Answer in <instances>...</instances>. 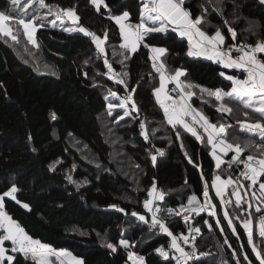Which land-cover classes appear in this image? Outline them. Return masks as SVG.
Returning a JSON list of instances; mask_svg holds the SVG:
<instances>
[{
	"label": "trees",
	"instance_id": "obj_1",
	"mask_svg": "<svg viewBox=\"0 0 264 264\" xmlns=\"http://www.w3.org/2000/svg\"><path fill=\"white\" fill-rule=\"evenodd\" d=\"M45 1L74 7L79 26L102 39L107 32V39L100 53L91 37L50 25L38 28L35 45L21 27L15 30L16 41L0 33V195L13 185L17 188L15 200L4 198L12 219L34 239L72 251L84 264H133L130 252L142 257L144 264H177L172 238L192 233L197 236L199 257L180 264H261L253 251V245L259 246L258 251L264 249L257 226L259 213L247 202L253 198L244 195L237 207L231 192L223 199L212 187L215 173L232 178L230 190L235 185L242 188L243 183L248 187L249 181L241 175L243 163L230 159L231 152L217 168L205 132L197 139L182 126L168 124L155 97L159 72L145 44L167 49L161 57L163 68L181 69L184 75L179 80L184 84L227 92L232 82L226 76L239 71L207 57L188 55V39L173 29L150 33L133 52L124 47L120 26L111 16L128 11L129 20L138 23L141 0H104L108 7L100 6L99 11L91 0ZM10 6V0H0L1 11ZM184 6L193 18L207 9L203 29L213 34L219 27L227 43L264 41V0H186ZM224 21L235 29V40ZM260 55L264 60V54ZM117 69L124 83L113 77L111 72ZM192 91L196 93L193 105L210 121L225 125L226 139L244 149L242 156L264 157V138L242 127L264 124V117L227 97L223 103L231 112L220 113L221 102L214 96L199 88ZM111 93L132 94L136 109L129 101L130 116L118 121L122 110L109 115L105 97ZM153 184L163 199L155 198L151 203L155 211H150L144 204L151 202ZM206 185L215 215L205 207L202 212L188 207L192 195L205 201ZM141 215L145 220H140ZM153 217L172 236L159 224L153 225ZM248 219L253 222L252 244L243 227ZM195 228L200 231H190ZM121 240L129 246L121 245ZM108 243L116 246L115 251ZM161 247L167 257L156 251ZM53 256L52 264H66Z\"/></svg>",
	"mask_w": 264,
	"mask_h": 264
},
{
	"label": "snow or ice",
	"instance_id": "obj_2",
	"mask_svg": "<svg viewBox=\"0 0 264 264\" xmlns=\"http://www.w3.org/2000/svg\"><path fill=\"white\" fill-rule=\"evenodd\" d=\"M12 6H17L22 4V0H10ZM91 3L96 6L99 11L100 5L103 3L104 7L107 8L108 5L104 3V0H91ZM186 0H141V21L139 24L134 27L131 25H125L124 20H127L130 16L128 11H124L121 15L111 16V19L120 25L121 33L124 37L131 42L132 51L136 50V47L139 42L144 41L145 37L150 33H167L169 28H173L174 31L178 32L180 37H187L189 42V51L188 55L190 56H207L208 59L214 60L218 64H222L224 68L227 69H237L242 70L246 73L244 79H239L231 75L226 76V79L232 82V87L230 91L225 92L220 88L215 90L204 89L198 85L184 84L179 80V77L184 75V73L177 69L174 76H171L169 79L175 82V87L170 91L175 92L176 96H172L168 93H165L164 98L161 100L160 94L165 90V77L161 73V85L160 88L155 89V95L157 101L160 103L164 111V116L168 124L176 127V125H183V127L192 132L197 139H201L199 135L194 131L193 128L189 127V124L185 120V117L192 115L193 119L201 123V126L204 128L205 132H208V143H213L214 137H219L225 133V125L220 124L219 127L215 124H211L207 117L202 113L195 112L188 104V99L194 96L196 93L192 91L193 88H199L201 93L207 92L209 96H214L215 99L221 102L217 108V111L220 113H230L231 109L228 108L224 103V98L227 97L231 100L239 101L245 108L254 109L255 112L259 113L264 117V60L258 59V54H264V42H257L255 46L245 45V44H233L230 47L225 46V37L219 27L216 28V31L209 35L202 30V26L206 23L203 19V15L207 13V9L203 10L202 15L196 16L193 18L192 12L190 9L184 7ZM32 4V0H24L22 6L28 8ZM39 7H47L45 0H38ZM34 9L33 11H36ZM51 14V9L49 13ZM27 16L29 13H23ZM56 17L63 24L64 20L70 21L72 24L77 25V27L64 28V31L70 33H82L88 37L92 38L93 43L97 50L100 53L104 52L103 44L104 40L107 39V32L104 33V38L102 39L96 33L89 31L83 26H79L80 17L77 15V12L74 7L62 8L59 9L56 13ZM46 17H40L32 15L31 19H20L19 24L23 26L24 34L28 37L29 41L35 44L33 39V34L37 30L38 21L42 22ZM10 19L9 16L5 15L4 12H0V33L4 35L11 36L13 41L17 40L16 35L12 34L11 28L6 24V21ZM55 24V21H52ZM225 26L227 27L228 33L231 34L233 40L236 39L237 33L233 27L228 24V21H224ZM195 40V44L193 41ZM146 47H151V51L156 55L152 57L154 64L158 72L163 68L160 58L167 53L166 48H160L155 46H149L145 44ZM127 47V45H124ZM233 50L238 53L233 57ZM157 62L159 67H157ZM87 63V61H86ZM105 65L108 67L109 71H112V66L107 63L105 60ZM86 75V74H85ZM221 76H224L225 73L221 72ZM119 83H124L123 80H120ZM134 91V90H133ZM115 95V93H111ZM107 99V97H105ZM131 96H125L124 99L120 100L118 104L109 103L108 112L109 115H112L116 108L124 109L123 116H117V120H123L124 117L130 116L131 113L127 110L128 102L131 101ZM259 105L256 107V105ZM131 107L136 109V104L134 101L131 103ZM138 110V109H137ZM53 118L55 116L53 115ZM141 129L145 128L143 122L140 123ZM247 131L258 134L261 138H264V124L257 122L254 125H242ZM145 139H148L147 132L142 133ZM177 137H179V132H177ZM182 146V145H181ZM215 147V145H213ZM233 150L235 155L232 156L233 161H238L240 159V154L244 151L239 144L233 145L226 142L223 143L221 151ZM162 154V152H161ZM226 154V153H225ZM214 158L216 159V167L219 168L223 161L219 156H216L213 152ZM153 162L156 160V156H152ZM244 164L245 171L243 176L246 180L251 182V185L254 186L257 184L258 179L261 176H264V158L256 159L253 155H248L246 160L241 161ZM69 179H71L69 177ZM234 184V181L231 177L227 180H223L220 175H216L212 184V187L215 188L216 195L223 198L225 189ZM261 190L260 197L257 199L264 200V183L259 184ZM155 189V184H153V190ZM17 188L15 185L11 187L7 192H4L0 195V229H3V232L0 233V264H13L15 257L13 255H8V249L5 248V242H11L12 253H23L27 258L29 255L36 260L37 264H49V256L56 252L52 249L50 245L42 244L39 240L33 239L29 236L24 228L20 226L18 222L12 219L11 216L7 214L4 210V198L11 197L13 200L16 199L15 193ZM247 193H245L246 195ZM149 195H152V192H149ZM233 195L236 196V205L237 207L241 206L242 197L238 192H233ZM204 196H208L207 185L205 186ZM255 196V193H253ZM159 199H163V194H159ZM196 200L195 196H192L189 199V204ZM19 203V201H17ZM151 202L146 200L144 207L152 210L150 207ZM24 208L29 209L27 204L23 205ZM115 207V206H113ZM251 207V205H249ZM30 210V209H29ZM158 210V209H157ZM122 211V210H121ZM190 211H196V209H190ZM199 211H204V208L201 207ZM257 213L261 212L259 207L255 210ZM199 214V213H198ZM132 215H137L133 213ZM155 216V213H153ZM215 215V213H211ZM252 214L249 212V216ZM228 216V213L225 212V217ZM140 220H145V216L141 215ZM185 220L187 221L188 216L185 215ZM207 223V221L205 222ZM219 223V221H217ZM159 224L162 231L167 232L169 236H172V233L169 229L157 219H153V225ZM231 225V220H229ZM259 236L264 238V215L259 218ZM211 227V225H209ZM243 227L248 233V243H253V231H252V221L246 220L243 224ZM190 231L199 232V228L192 229ZM235 231V229H233ZM124 247L129 246L127 240H121L119 242ZM184 243H188L187 237L184 238ZM107 247L115 251L116 246L108 243ZM171 247L175 249L179 256L176 257L177 264H180L181 261H187L191 259V254L185 252L184 248L180 246L177 242V237L173 236ZM259 246L253 245V251L256 252V256L260 259L261 264H264V249L257 250ZM156 251L162 256L167 257L168 253L163 250V247L157 248ZM58 255L70 256V253L61 250ZM133 253H129L131 257ZM74 264H82V261L72 258ZM247 260V256L244 257ZM143 258L140 257L138 260H134L133 264H142ZM250 264V262H249Z\"/></svg>",
	"mask_w": 264,
	"mask_h": 264
},
{
	"label": "rangeland",
	"instance_id": "obj_3",
	"mask_svg": "<svg viewBox=\"0 0 264 264\" xmlns=\"http://www.w3.org/2000/svg\"><path fill=\"white\" fill-rule=\"evenodd\" d=\"M23 2H24V0H22V4H23ZM22 4L21 5H17V6H10V9L8 10V11H1L0 10V12H4L5 13V15H7V16H9L10 17V19L8 20V21H6V24H7V26L9 27V28H11V30H12V34L13 35H15V30H17V29H19V27H21L20 29L22 30V32L24 33V31H23V26L22 25H20L19 24V20L20 19H31L32 18V15H36V16H40V17H46L42 22H40V21H38L37 23H38V27H37V30H38V28L41 26V25H50L51 27H57V28H61V29H64V28H72V27H77V25H74V24H72L70 21H68V20H64V22H63V24L60 22V20H58L57 19V17H56V13H57V11H59V9H62L61 7H59L58 5H55V4H52V3H48L47 1H45V4L47 5V7H39V4H38V0H32V4L28 7V8H24L23 6H22ZM34 9H37L36 11H33ZM49 9H51V14L50 15H46L47 13H49ZM23 13H29V15H27V16H25V15H23ZM122 13H120V14H117V15H121ZM52 21H55V24H53L52 23ZM123 23L127 26V25H131V26H135V25H137L136 23L134 24V23H132L129 19H127V20H124L123 21ZM120 26V25H119ZM203 28V27H202ZM37 30L34 32V34H33V39L35 40V44H37V38H36V33H37ZM3 36H6V37H9V38H11V36H7V35H4L3 33H1ZM25 35V34H24ZM121 36L123 37V39H122V43L123 44H125V45H127V47H129V49H130V51H132V49H131V42H130V40H128V39H126L125 37H124V35L121 33ZM25 37L28 39V37L25 35ZM28 41H29V39H28ZM29 42H31V41H29ZM32 43V42H31ZM140 43V42H139ZM139 43H138V45H137V47H136V49L139 47ZM33 44V43H32ZM34 44V45H35ZM225 46H227V41L225 40ZM227 47H229V46H227ZM133 52V51H132ZM156 54H153V56H155ZM199 57V56H198ZM161 59V58H160ZM160 62H161V60H160ZM160 62H157V64H159ZM179 70H181V69H179ZM175 72L176 71H174V72H168V71H166L164 68L163 69H161V71L159 72V83H158V85L155 87V89H157V88H160V85H161V73H163V75H164V77H165V81H164V83H165V90L163 91V92H161V94H162V97H161V100L164 98V95H165V93H168V94H170V95H172V96H176L175 95V93L174 92H171L170 90V84L173 82V81H171L169 78L171 77V76H174L175 75ZM111 73H113V72H111ZM236 77H238L239 79H240V77L238 76V75H236ZM127 96H129V95H127ZM125 98V96H122V95H118L117 93H115V95H111L110 97H108L107 98V101H108V104L109 103H113V104H118L119 102H120V100H122V99H124ZM131 101H133V98H132V100ZM188 103H189V105L191 106V108H194L195 110H197L198 108L196 107H194L191 103H190V99H188V101H187ZM258 105V104H257ZM259 106V105H258ZM116 110H122L123 112H124V109H120V108H116L115 110H114V112L116 111ZM127 110L130 112V109H129V106H127ZM198 111V110H197ZM113 112V113H114ZM199 112V111H198ZM112 113V114H113ZM200 113V112H199ZM122 116H123V114H122ZM191 116L192 115H189V116H187V117H185V120L187 121V123L189 124V127H191V128H193L194 129V131L197 133V135H198V129L196 128V126H193L192 124V121H190L189 119L191 118ZM209 120V119H208ZM211 124H215V125H217V127L219 126L218 124H216V123H214V122H212V121H209ZM211 151H212V155H213V152H215V154H216V156H219L220 157V159L223 161L224 159H223V155H222V152H221V150L218 148V149H216V148H211ZM225 153V152H224ZM234 153V152H233ZM214 156V155H213ZM256 159H260V158H264V157H261V156H258V155H253ZM215 161H216V159H215ZM239 161V160H238ZM220 176H221V178L223 179V180H227L228 179V177H225L224 175H221L220 174ZM260 183H264V176H261L259 179H258V181H257V189L255 188V189H249L244 183L242 184V188H243V190H242V188H240L239 186H237V185H235L231 190L227 187L226 189H225V191H224V194H223V197H225V196H228V195H232V197L236 200V196L235 195H233V192H238V194L239 195H241V197H242V200H243V198H244V195H245V193H247L246 194V196H248V197H252L253 199L252 200H250V199H248L247 200V202H248V207H249V205H251V203H253L254 204V206H255V208H257V207H259L260 209H261V207H262V205H264V200H262V199H257V197H260V195H261V190H260V188H259V184ZM156 189H157V187H156V185H155V189L153 190V186H152V188H151V192H152V195H151V203L153 204L154 203V199L156 198L157 199V197L155 196V191H156ZM231 192V193H230ZM158 193L159 194H161V192L158 190ZM230 193V194H229ZM253 193H255V196H253ZM191 197V196H190ZM206 201L208 202V199L206 198ZM195 202L193 201L191 204H194ZM152 204H150V207H151V209H152V211H155V206H153ZM188 207H189V203H188ZM200 207H205V206H203V204H202V206H197L196 208H200ZM206 209H209L207 206H206ZM4 210L6 211V209L4 208ZM7 212V211H6ZM7 214H8V212H7ZM9 215V214H8ZM155 217H153V219H154ZM156 219V218H155ZM259 227H260V224L258 223V229H259ZM35 240H39V239H35ZM40 241V240H39ZM42 244H46V243H44V242H42V241H40ZM177 242L180 244V242H179V237H177ZM47 245H49V244H47ZM182 244H180V246H181ZM5 246V248H10L11 246L10 245H8V244H5L4 245ZM54 249V248H53ZM56 250V253H53V254H55L58 258H59V260L61 261V263H66V264H74V261H73V257H75L76 259H79V260H81L82 261V264H84L83 263V260H82V258L80 257V256H78V255H76L75 253H73L72 251H70V250H67V249H65V248H57V249H55ZM61 250H63V251H66L67 253H70L71 255L70 256H62V255H58V253L61 251ZM186 251V250H185ZM187 253H189L188 251H187ZM8 255H13V253H9V251H8V253H7ZM19 254H22L23 255V253H19ZM189 254H191V252L189 253ZM24 256V255H23ZM137 258L139 259L140 257H138L137 255H132L131 257H130V259L132 260L131 262L133 263V261L134 260H137ZM26 259L27 258H25L24 259V264H29L28 262H26ZM187 261H190V259L189 260H187ZM51 264L53 263V262H50ZM142 264H144V260H143V262H142Z\"/></svg>",
	"mask_w": 264,
	"mask_h": 264
},
{
	"label": "crops",
	"instance_id": "obj_4",
	"mask_svg": "<svg viewBox=\"0 0 264 264\" xmlns=\"http://www.w3.org/2000/svg\"><path fill=\"white\" fill-rule=\"evenodd\" d=\"M105 3V2H104ZM104 4L102 3L100 6H103ZM185 7V6H184ZM186 8V7H185ZM130 18V16L128 17V19ZM140 21H141V17H140ZM140 21L138 22V23H136V24H139L140 23ZM175 26H173L172 28H169V29H173ZM202 30L203 31H205L203 28H202ZM206 32V31H205ZM206 33H208V32H206ZM209 35H211L210 33H208ZM224 35V34H223ZM225 37V36H224ZM187 38V37H186ZM122 39H123V37H122ZM226 40V39H225ZM258 42H264V41H258ZM142 42H140L139 43V46H140V44H141ZM193 44H195V40L193 41ZM257 44V43H256ZM255 44V45H256ZM125 45V44H124ZM155 47H160V48H164V47H162V46H155ZM129 48V47H128ZM139 48V47H138ZM149 49H150V53H151V56L153 57V54H155V53H153L152 51H151V47H149ZM202 57H207V56H202ZM161 60V59H160ZM159 64H157V66H158ZM222 65V64H221ZM230 70H232V69H230ZM182 71V70H181ZM239 72L237 73V75L240 77V79H244V73H243V71L242 70H238ZM183 72V71H182ZM239 73H241L242 74V76H240L239 75ZM232 76H234V77H236V75H232ZM176 95V94H175ZM129 96H131V98H132V94L130 93L129 94ZM155 97H156V95H155ZM162 97V94H160V98ZM192 98V97H191ZM191 98H190V103L193 105V103H192V101H191ZM189 104V103H188ZM194 106V105H193ZM195 107V106H194ZM256 107H258V105H256ZM196 108V107H195ZM193 110H195L194 108H192ZM200 113H202L203 114V112L202 111H200V109H197ZM197 110H195V112H198ZM204 115V114H203ZM205 116V115H204ZM206 117V116H205ZM208 119V118H207ZM190 121H192V125L193 126H196V128L198 129V135L200 136V135H202L204 132H205V130H204V128L201 126V123H198V122H196L194 119H193V116H191V118L189 119ZM208 121H210V120H208ZM179 125V124H178ZM180 126H182L183 127V125H180ZM219 127V126H218ZM184 128V127H183ZM185 129V128H184ZM186 130V129H185ZM190 132V131H189ZM201 132V133H200ZM192 133V132H191ZM204 134H207V138H208V132H205ZM224 142H226V143H228V144H232L231 142H229L227 139H226V131H225V133L224 134H222L221 136H219V137H214L213 138V143H209L210 144V146H211V148H213L214 146L213 145H215V147L214 148H216V149H222V147H223V143ZM233 145H236V144H233ZM222 152V155L224 156L223 157V163L227 160V156L232 152V156L233 155H235V152H234V149L233 150H227V149H224V151H221ZM226 154H225V153ZM234 152V153H233ZM232 156L230 157V159H232ZM247 157V156H246ZM230 186V185H229ZM229 186H228V188H229ZM214 188V187H213ZM256 189H257V187H256ZM214 190H215V188H214ZM208 191V190H207ZM216 192V191H215ZM155 196L157 197V199H158V197H159V193H158V189H156V191H155ZM192 196H195L196 197V200L194 201L195 203L194 204H189V209H196V211H198L199 212V209L201 208H196L197 206H202V204H203V206H205V209H206V206L209 208V209H206V210H208V211H211V212H214V207L213 206H211V203L209 202V200H208V202L206 201V198L208 199V196L207 197H205V201H203V202H201L200 201V199L196 196V195H192ZM191 196V197H192ZM190 197V198H191ZM231 197H232V195H231ZM189 198V199H190ZM227 198V196H225V197H223V199H226ZM235 200V199H234ZM188 203H189V201H188ZM10 216V215H9ZM249 220V219H248ZM251 220V219H250ZM252 221V220H251ZM245 222V221H244ZM258 226V225H257ZM252 227H253V222H252ZM3 232V229H0V233H2ZM26 232V231H25ZM27 233V232H26ZM28 234V233H27ZM29 235V234H28ZM30 236V235H29ZM33 238V237H32ZM34 239V238H33ZM5 244H8V245H10L11 247H12V245H11V242H5ZM11 247L10 248H8V250H9V253L11 254L12 252L10 251V249H11ZM53 249V248H52ZM55 250V249H54ZM56 253V252H55ZM24 255V254H23ZM22 254H19V252H17V253H13V256L15 257V259H14V261H13V264H24V259L26 258L25 257V255L23 256ZM54 255V254H53ZM174 255H177V256H179V253L176 251L175 252V254ZM55 256H53V257H51V255L49 256V264H51L50 262H52V258H54ZM144 260V259H143ZM26 262H28L29 264H37V262H36V260H34L30 255L27 257V259H26ZM145 262V261H144Z\"/></svg>",
	"mask_w": 264,
	"mask_h": 264
},
{
	"label": "built area",
	"instance_id": "obj_5",
	"mask_svg": "<svg viewBox=\"0 0 264 264\" xmlns=\"http://www.w3.org/2000/svg\"><path fill=\"white\" fill-rule=\"evenodd\" d=\"M233 44H245V45H253L255 46L254 44H250V43H242V42H229L227 43V46H232ZM232 55L233 57H235L236 55H238V53H236L234 50L232 52ZM258 59H261L263 60L262 56L260 54H258ZM159 67V65L157 66ZM163 69V68H162ZM244 73V72H243ZM113 77L117 80V81H120V80H123L122 76H121V72L119 69L115 70L113 73H112ZM246 76V73H244V78ZM175 87V82L173 81L171 84H170V89L174 88ZM175 93V92H174ZM176 94V93H175ZM246 156H242V154H240V161H244L246 160ZM245 171V168H244V164H243V168H242V171H241V175L243 176V172ZM215 175H217L215 173ZM244 177V176H243ZM252 185H251V182L249 181L248 182V188L251 190L252 189ZM264 215L263 212H260L257 216V222L259 223V218L260 216ZM19 223V222H18ZM20 224V223H19ZM21 226V224H20ZM22 227V226H21ZM187 237V240H188V243H184V238ZM196 240H197V236L195 233H192L191 235H184L182 237H179V242L181 245L182 248H184V250H186L185 252H191V259L190 261H194L196 260L198 257H199V253H198V250H197V245H196Z\"/></svg>",
	"mask_w": 264,
	"mask_h": 264
}]
</instances>
